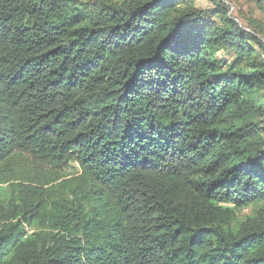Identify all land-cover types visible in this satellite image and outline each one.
<instances>
[{
	"label": "trees",
	"instance_id": "1",
	"mask_svg": "<svg viewBox=\"0 0 264 264\" xmlns=\"http://www.w3.org/2000/svg\"><path fill=\"white\" fill-rule=\"evenodd\" d=\"M191 1L0 0V264H264V25Z\"/></svg>",
	"mask_w": 264,
	"mask_h": 264
},
{
	"label": "rangeland",
	"instance_id": "2",
	"mask_svg": "<svg viewBox=\"0 0 264 264\" xmlns=\"http://www.w3.org/2000/svg\"><path fill=\"white\" fill-rule=\"evenodd\" d=\"M194 7L199 11H210L214 7V0H192ZM228 3L227 1H225ZM232 9L229 15L243 22L245 26L250 23L258 22V25H264V11L260 8V3L264 7V0H230ZM7 196L5 191H0V199Z\"/></svg>",
	"mask_w": 264,
	"mask_h": 264
}]
</instances>
